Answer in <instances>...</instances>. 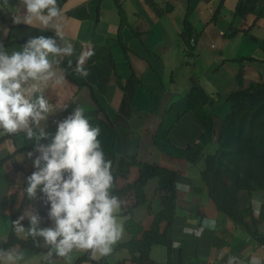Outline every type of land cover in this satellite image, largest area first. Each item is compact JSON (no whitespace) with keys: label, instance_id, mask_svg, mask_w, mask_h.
<instances>
[{"label":"crops","instance_id":"0c3cea01","mask_svg":"<svg viewBox=\"0 0 264 264\" xmlns=\"http://www.w3.org/2000/svg\"><path fill=\"white\" fill-rule=\"evenodd\" d=\"M57 2L62 11L59 24L64 37V41L58 42L61 46L65 41L71 43L75 51L72 56L60 57L59 65L54 64L58 76L66 69L65 78L60 84L50 81L44 89L54 111L39 126L34 125L33 130L44 129L54 135L57 123L76 107L83 108L87 118L106 117L113 123L117 136L114 170L123 156H137L142 161L178 172L177 213L169 229L173 242L171 264H229L230 258L231 264H250L254 259L264 264V244L218 208L202 177L205 156L219 148L222 124L232 108L229 95L257 82L262 83L257 90L264 93V0H256L257 9L245 16H235L239 0H118L125 12L124 22L117 0ZM17 9L19 14L25 11L20 0H0V41L15 40L4 45L9 54L20 50L31 37H55L51 28L43 30L40 26L15 24L13 16ZM186 18L190 30L185 32ZM231 25L238 31L227 35ZM90 45L95 54L83 65L89 71L84 78L73 69ZM193 77L209 93L205 109L214 117L212 138L204 145L197 161L172 156L154 143L163 114L174 99L189 92ZM203 133L204 127L190 111L171 129L170 136L175 145L184 147L199 142ZM5 135L0 130V138ZM50 140L51 136L40 143L47 144ZM33 143L34 139L28 140L23 131L0 140V201L9 198L8 205L0 207V238L6 237L12 228L11 198L15 196L14 206L18 208L26 197V178L35 159L28 156L35 146L19 149ZM139 176L140 167L133 164L126 175L117 177L116 183L124 187ZM158 186V177L148 180L147 200L135 206L132 214L124 211L133 205L134 191L120 198L118 219L124 231L108 255L110 264L120 260L136 264L130 260L128 248L118 244L132 238L125 227L129 216L145 227L152 225L162 206L163 192ZM240 198L243 208L251 206L254 211L258 206V213L254 211L255 221L252 217L247 220L264 234V189L242 190ZM46 208L43 200L29 201L19 216L30 209ZM205 221H214L215 227L206 226ZM40 226L49 227L52 222ZM161 227L164 230L166 222ZM39 246L41 250L13 247L24 254L19 264H48L43 257L49 247L42 240ZM85 252L74 251L71 264ZM151 256L155 264H169V250L164 244L154 245ZM98 258L99 255L95 259ZM51 259L54 264H66L62 257L53 255Z\"/></svg>","mask_w":264,"mask_h":264},{"label":"clouds","instance_id":"9594fccd","mask_svg":"<svg viewBox=\"0 0 264 264\" xmlns=\"http://www.w3.org/2000/svg\"><path fill=\"white\" fill-rule=\"evenodd\" d=\"M20 4L25 11L19 14L17 9L15 24L51 28L55 37H31L10 54L0 43V130L8 135L23 131L28 140L36 141L34 152L28 153L29 158L35 156V170L27 176L24 192L30 201L43 200L48 206L47 219L52 226L41 227L43 218L30 209L12 221V231L18 238L31 237L35 244L42 240L49 247L43 257L48 264H54V254L71 264L74 251H88L93 258L108 256L124 229L118 219L122 202L112 195V162L106 159L99 139L101 129L90 124L83 108L76 107L57 123L54 135L44 129L33 131L34 125L39 126L54 111L44 89L50 81L60 84L65 78L66 69L58 76L54 64L59 65L60 57L72 56L75 51L71 43L65 41L61 46L58 42L64 41L61 8L57 0H20ZM94 54L90 45L77 59L74 73L86 78L89 71L83 65ZM68 66H72L71 60ZM50 136L49 143H40ZM254 211L258 213V206ZM26 218L27 228L23 224ZM205 224L215 227L214 221ZM23 259L22 251L0 247V264H19ZM250 264L261 261L254 259Z\"/></svg>","mask_w":264,"mask_h":264},{"label":"trees","instance_id":"16d2710c","mask_svg":"<svg viewBox=\"0 0 264 264\" xmlns=\"http://www.w3.org/2000/svg\"><path fill=\"white\" fill-rule=\"evenodd\" d=\"M117 3L124 22V9L118 0ZM256 9V0H239L235 9V16H245ZM218 13L219 11L216 12L215 17ZM188 30H190V23L186 18L185 32ZM237 31L238 29L231 25L226 34L233 35ZM13 41L15 40L9 38L4 42L0 41V43L7 45ZM261 84L259 82L253 83L251 86L235 90L229 95L232 108L222 124L219 148L215 153L205 156L206 166L202 171V177L207 183L209 193L218 208L247 229L259 243L264 244V234L258 228L252 227L247 220L248 217H252L255 221L253 208L251 206L243 208L240 203L242 190L264 189V93L257 90ZM209 98V93L199 80L193 77L189 92L174 99L163 114L160 125L154 134V143L172 156H182L197 161L202 155L204 145L212 138L214 132V117L205 109ZM190 111L195 113L204 127V133L199 142L184 147L177 146L171 140V129L185 113ZM88 120L92 126H99L101 129L99 139L106 159L112 162V174L114 176L112 195L118 196L120 199L130 191H134L135 201L128 210L124 211V214H132L135 206L146 202V184L150 178H159L158 189L163 192L161 196L162 206L155 215L152 225L145 227L132 215L129 216L125 221V227L132 233V238L127 242L119 243L118 247L128 248L131 254L130 260L136 264H155L151 256L152 247L156 244H164L168 247L169 264H171L173 242L169 229L175 222L177 213V170L157 163L142 161L137 156H123L119 160L118 168L114 170L117 162V136L113 123L106 117H93L88 118ZM33 131L38 133L36 129ZM23 133L26 135L25 132ZM6 136L12 135L6 134L0 140ZM35 143L34 140L33 144L19 150L32 149ZM133 164L140 167V176L134 182L119 187L116 183L117 177L126 175ZM34 170L32 167L29 175ZM11 200L12 221H14L18 218L24 205L30 200L26 196L18 208L14 206L15 196ZM8 203L9 198L5 197L0 201V207L4 208ZM47 211L48 206L46 209L38 211L43 218L42 223L45 225L50 222L47 219ZM164 222H166V228L163 230L161 225ZM28 223V220L23 222L25 227L28 226ZM16 245L36 250L42 249L39 244L34 243L31 237L18 238L11 228L6 237L0 238V247L13 248ZM47 250L49 251V249ZM125 261L120 260L115 264H125ZM83 262L110 264L108 256L95 259L88 251L81 255L74 264H82Z\"/></svg>","mask_w":264,"mask_h":264}]
</instances>
